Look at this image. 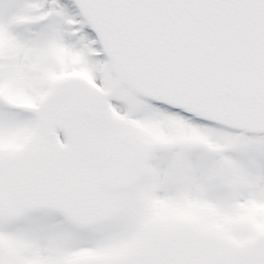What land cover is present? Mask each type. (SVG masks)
I'll return each instance as SVG.
<instances>
[{
    "label": "snow or ice",
    "instance_id": "6c2138e0",
    "mask_svg": "<svg viewBox=\"0 0 264 264\" xmlns=\"http://www.w3.org/2000/svg\"><path fill=\"white\" fill-rule=\"evenodd\" d=\"M0 264H264V0H0Z\"/></svg>",
    "mask_w": 264,
    "mask_h": 264
}]
</instances>
